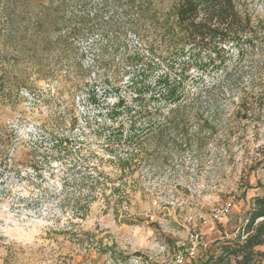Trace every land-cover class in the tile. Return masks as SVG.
Instances as JSON below:
<instances>
[{
    "label": "rangeland",
    "instance_id": "rangeland-1",
    "mask_svg": "<svg viewBox=\"0 0 264 264\" xmlns=\"http://www.w3.org/2000/svg\"><path fill=\"white\" fill-rule=\"evenodd\" d=\"M100 2L61 10L57 0H0V264L170 263L162 247L184 249L193 235L212 240L207 231L220 224L211 211L232 201L241 212L256 192L245 187L264 183V0H239L257 33L251 46L239 53L234 47L196 50L183 58L190 57L189 98L179 105L188 112L192 145L179 146L183 137L167 133V146L152 155L147 150L122 183L113 165V128L128 133L126 107H138L132 74L120 55L94 60L100 18L70 21L83 13L91 18ZM129 45L139 42L130 36ZM164 71L158 65L152 79ZM173 108L160 105L164 113ZM163 116L154 124L164 125ZM203 120L213 130L198 134ZM83 160L96 164L93 200H78L71 180V165ZM119 185L129 204L117 221L110 207L111 189ZM85 201L81 218L73 209ZM125 218L136 224L119 222ZM112 244V254L98 252ZM207 253L199 251L188 264H200Z\"/></svg>",
    "mask_w": 264,
    "mask_h": 264
},
{
    "label": "trees",
    "instance_id": "trees-1",
    "mask_svg": "<svg viewBox=\"0 0 264 264\" xmlns=\"http://www.w3.org/2000/svg\"><path fill=\"white\" fill-rule=\"evenodd\" d=\"M57 1L61 10L71 3L79 8L88 4V0ZM99 5L92 15L90 13L91 18L83 13L79 17L72 15L70 21L73 23L75 20L72 19H76L86 25L89 19L100 18L98 30L102 40L94 60L105 54L120 55L128 71L125 72L132 74L129 81L138 107H135L136 110L126 107L125 113L130 117L128 133L123 135L121 125L113 128V165L120 172L119 181L122 183L143 163L147 150L152 155L167 146V133L183 137L179 146L192 145L188 140V132L192 129L185 124L188 112L179 105L180 100L189 98L185 89V72L190 57L185 61V54L196 50L224 51L229 47H234L239 53L245 45L253 44L257 33L250 16L240 9L239 0H101ZM107 7L111 9L110 13ZM57 24V21L53 22V26ZM10 26L13 27L12 24ZM67 34L63 41L69 40L71 32ZM130 36L136 38L139 46L129 45ZM60 40L57 39L56 44ZM180 58L183 60L179 61ZM28 62L34 64L35 58ZM158 65L164 66L165 71L152 79L153 70ZM196 99L193 97V100ZM122 103V100H118L117 107ZM150 104L155 107H150ZM168 104L174 105V108L166 113L161 111L160 105ZM160 116H163L165 124H154ZM135 120L146 124L136 127ZM205 130H213L207 120L196 127L198 134ZM58 143L60 141H56ZM169 144L174 147L177 143L170 141ZM261 167L264 169V161ZM71 168L75 171L71 180L79 190L78 200H81L80 196L93 200L96 196L94 187L98 182L97 176L94 177L96 164L86 160L74 161ZM120 188L119 185L111 189V194L116 198L110 209L117 221L121 206L129 204L127 190ZM82 189H86L84 195L81 194ZM246 189L259 190L261 195L250 198L244 217L237 224L238 233L229 240L215 241L201 264H264V253L259 250V247H264V183L258 180L255 185H247ZM85 202L73 209L81 218L88 211V202ZM119 222L136 224L126 218ZM243 236L245 238L242 239ZM112 249L113 244L100 247L98 252L102 255L112 254Z\"/></svg>",
    "mask_w": 264,
    "mask_h": 264
},
{
    "label": "built area",
    "instance_id": "built-area-1",
    "mask_svg": "<svg viewBox=\"0 0 264 264\" xmlns=\"http://www.w3.org/2000/svg\"><path fill=\"white\" fill-rule=\"evenodd\" d=\"M233 207L234 205L232 201H226L217 205L211 211V220L215 223L220 224L219 229L217 230L219 240H229L238 233L239 227L236 226L234 230L229 231L221 223V221L230 214ZM243 238H245V236H243L242 239ZM214 243L215 241L213 240H206L203 238H199L198 235H193L191 237L189 245L184 249L164 246L161 249V253L162 255H166V257L170 258V263L164 261L161 264H186L187 260L197 258L199 251L210 250ZM136 261L138 262V260Z\"/></svg>",
    "mask_w": 264,
    "mask_h": 264
},
{
    "label": "crops",
    "instance_id": "crops-1",
    "mask_svg": "<svg viewBox=\"0 0 264 264\" xmlns=\"http://www.w3.org/2000/svg\"><path fill=\"white\" fill-rule=\"evenodd\" d=\"M256 195H261V192L259 190H257L252 196H250L249 199L247 200V202L244 204L245 205L244 209L241 212L237 208L234 209V207H233L230 214L221 221L222 225L224 227H226L228 230H233L237 226V225L235 226V224L237 222L239 223L240 220L244 217L245 211L247 210L248 205H249L250 198L253 196H256ZM235 216H237V217H235ZM207 232L209 234V237H211L213 241L219 240V235H218L217 231H213L212 229H209ZM259 250H261L264 253V247H259ZM204 259H205V256H204V258L201 259V262ZM201 262H200V264H201ZM188 263L189 262L187 260L186 264H188Z\"/></svg>",
    "mask_w": 264,
    "mask_h": 264
}]
</instances>
